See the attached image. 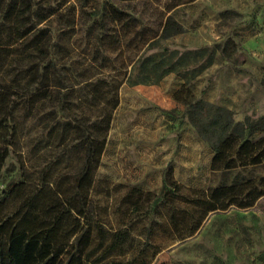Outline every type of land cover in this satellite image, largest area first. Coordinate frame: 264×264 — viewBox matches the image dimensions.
Returning <instances> with one entry per match:
<instances>
[{
  "label": "trees",
  "instance_id": "obj_1",
  "mask_svg": "<svg viewBox=\"0 0 264 264\" xmlns=\"http://www.w3.org/2000/svg\"><path fill=\"white\" fill-rule=\"evenodd\" d=\"M74 1L85 0H0V179L9 158L19 165L0 188V264H121L109 259L111 253L129 241L134 220L154 209L167 207L176 239L185 240L211 214L251 209L264 200V115L235 122L228 108L200 100L190 119L212 143L211 171L233 179L205 190L167 176L157 196L133 188L124 228H105L92 192L123 82L72 61L70 34L79 17ZM195 1L155 7V28L112 2L95 3L80 14H87L88 34L98 25H112L111 35L133 37L136 84H158L186 67L192 53L174 60L173 53L147 52L185 31L172 12ZM260 85L264 89V77ZM137 260L134 256L131 263Z\"/></svg>",
  "mask_w": 264,
  "mask_h": 264
},
{
  "label": "rangeland",
  "instance_id": "obj_2",
  "mask_svg": "<svg viewBox=\"0 0 264 264\" xmlns=\"http://www.w3.org/2000/svg\"><path fill=\"white\" fill-rule=\"evenodd\" d=\"M170 1H74L79 17L70 34L75 46L72 61L77 66L90 64L93 72L123 82L92 192L97 219L107 230L124 228L129 208L126 197L133 188L157 196L167 176L186 188L205 190L233 179L211 171L212 143L190 119L197 101L228 108L235 122L264 115L260 85L264 77V0H196L172 12L185 31L162 40L147 54L173 53L174 60L186 52L192 54L186 67L158 84H136L139 64L133 37L111 35L112 25H98L88 34L87 14H80L95 3L101 7L112 2L155 28V7L163 8ZM105 31L106 38L96 37ZM177 96L180 101L175 100ZM18 170L12 156L0 179L1 189ZM169 215L170 210L161 207L135 219L129 241L109 259L116 258L121 264H264V200L251 209L211 214L185 240L176 239ZM134 256L138 260L131 263Z\"/></svg>",
  "mask_w": 264,
  "mask_h": 264
}]
</instances>
